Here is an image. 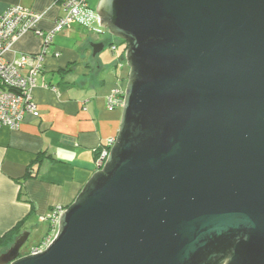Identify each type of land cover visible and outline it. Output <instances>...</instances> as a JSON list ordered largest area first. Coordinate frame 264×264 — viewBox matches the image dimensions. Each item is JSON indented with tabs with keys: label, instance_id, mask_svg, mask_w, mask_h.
I'll use <instances>...</instances> for the list:
<instances>
[{
	"label": "water",
	"instance_id": "95a60500",
	"mask_svg": "<svg viewBox=\"0 0 264 264\" xmlns=\"http://www.w3.org/2000/svg\"><path fill=\"white\" fill-rule=\"evenodd\" d=\"M95 11L126 45L115 141L49 244L23 230L0 264H264V0Z\"/></svg>",
	"mask_w": 264,
	"mask_h": 264
},
{
	"label": "crops",
	"instance_id": "0c3cea01",
	"mask_svg": "<svg viewBox=\"0 0 264 264\" xmlns=\"http://www.w3.org/2000/svg\"><path fill=\"white\" fill-rule=\"evenodd\" d=\"M13 5L42 13V32L64 15L59 0H0V13ZM96 43L103 47L94 54ZM40 46L30 32L8 56L36 53ZM125 49L97 21L72 22L56 34L32 89L38 117L26 115L17 130L0 127V236L23 220L21 232L36 233L41 242L51 225L40 217L54 206L66 208L96 171L95 151L119 129L121 110H108L107 96L127 76ZM31 169L34 177L24 178Z\"/></svg>",
	"mask_w": 264,
	"mask_h": 264
},
{
	"label": "built area",
	"instance_id": "2783aa9c",
	"mask_svg": "<svg viewBox=\"0 0 264 264\" xmlns=\"http://www.w3.org/2000/svg\"><path fill=\"white\" fill-rule=\"evenodd\" d=\"M59 2L64 15L58 17L53 27L46 32L38 28L44 15L33 9L13 5L0 13V127L17 130L26 115L38 117L32 89L35 86L36 76L43 70V59L47 49L53 44L56 34L72 22L83 26L90 25L92 21L99 23V16L89 4V0H59ZM30 32L40 37V50L36 53H21L18 58L9 57L8 54L13 53L16 42ZM110 48L115 50L116 45L113 44ZM122 65L124 64L121 63L120 66ZM126 82L127 76L120 77L108 94V110L116 108L121 110ZM114 141V137L109 138L101 147L96 158L97 166L105 161ZM64 210L65 207L57 205L49 214L40 217V221L51 225L49 234L28 253H37L49 244L56 233L60 215Z\"/></svg>",
	"mask_w": 264,
	"mask_h": 264
},
{
	"label": "trees",
	"instance_id": "16d2710c",
	"mask_svg": "<svg viewBox=\"0 0 264 264\" xmlns=\"http://www.w3.org/2000/svg\"><path fill=\"white\" fill-rule=\"evenodd\" d=\"M123 44H125L123 42ZM103 146V145H102ZM100 149L101 147L95 151V157L97 158L99 152H100ZM39 157V156H38ZM35 175V172L31 169V170H28L24 176V178H27V177H34ZM23 220L17 222L11 229H9L8 231H6L4 234H2L0 236V253L5 251L6 248H8V246L13 242L14 238L20 234L21 232V224H22ZM50 230V229H49ZM49 234V231H47V233L45 234L44 238ZM40 244V243H39ZM37 244V245H39ZM36 245V246H37ZM35 247V246H33ZM25 254H28V253H25Z\"/></svg>",
	"mask_w": 264,
	"mask_h": 264
},
{
	"label": "rangeland",
	"instance_id": "374dc122",
	"mask_svg": "<svg viewBox=\"0 0 264 264\" xmlns=\"http://www.w3.org/2000/svg\"><path fill=\"white\" fill-rule=\"evenodd\" d=\"M92 1V0H91ZM99 1V0H98ZM98 1H96L95 3L93 2V6L91 5V7L93 8V9H95L96 8V6H97V2ZM89 4H90V0H89ZM112 38L116 41V40H118L117 38H114L113 36H112ZM45 233V232H44ZM40 238H41V236H38V234H36V233H33L29 238H28V240H27V242L24 244V246L22 247V249H21V254H25V253H28L29 252V250L33 247V246H36L37 244H39L40 243Z\"/></svg>",
	"mask_w": 264,
	"mask_h": 264
}]
</instances>
